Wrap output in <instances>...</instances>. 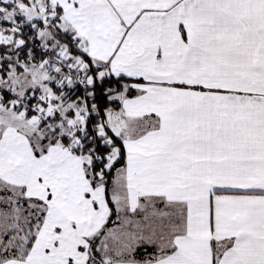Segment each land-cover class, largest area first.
Listing matches in <instances>:
<instances>
[{"label":"snow or ice","instance_id":"6c2138e0","mask_svg":"<svg viewBox=\"0 0 264 264\" xmlns=\"http://www.w3.org/2000/svg\"><path fill=\"white\" fill-rule=\"evenodd\" d=\"M0 264H264V0H0Z\"/></svg>","mask_w":264,"mask_h":264}]
</instances>
